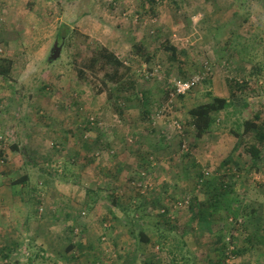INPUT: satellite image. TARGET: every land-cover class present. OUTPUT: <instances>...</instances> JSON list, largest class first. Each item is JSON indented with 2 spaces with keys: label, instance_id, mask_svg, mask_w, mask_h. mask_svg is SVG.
Listing matches in <instances>:
<instances>
[{
  "label": "rangeland",
  "instance_id": "rangeland-1",
  "mask_svg": "<svg viewBox=\"0 0 264 264\" xmlns=\"http://www.w3.org/2000/svg\"><path fill=\"white\" fill-rule=\"evenodd\" d=\"M61 23L65 42L49 62ZM99 47L118 64L100 58L80 75ZM1 55L12 69L0 76V138L8 129L9 140L0 143V264H227L228 251L231 264H264V145L252 163L241 150L253 133L233 132L250 109L264 118L261 3L0 0ZM116 70L118 82L107 74ZM198 73L205 78L192 91L170 96L174 79ZM234 80L244 89H231ZM215 95L231 106L195 140L184 113ZM22 173L30 181L16 188ZM224 174L225 200L200 207L211 200L206 183Z\"/></svg>",
  "mask_w": 264,
  "mask_h": 264
},
{
  "label": "trees",
  "instance_id": "trees-1",
  "mask_svg": "<svg viewBox=\"0 0 264 264\" xmlns=\"http://www.w3.org/2000/svg\"><path fill=\"white\" fill-rule=\"evenodd\" d=\"M244 2L248 1V0H243ZM253 1H258L259 3H261L264 7V0H253ZM246 15L245 18H247L250 15V9H246ZM63 27V23H61L59 25V29L57 30L55 39H57L58 41V37L60 38V41L58 44H61L63 42H65V35H60V29ZM69 32V27H67V31H66V35ZM68 37V35H67ZM62 44V46H63ZM164 48L165 50H167L169 52V56L168 58L170 60H176L177 57V49L174 45L169 44L168 42H164ZM100 58H103L105 61L111 62L115 65L118 64V60L114 57V54L110 51H107L105 48L103 47H99L97 48V50H92L91 51V56L88 59V63L86 64V66L81 67L78 71L79 74L82 75V73L90 71L92 73H94V68L98 62V60ZM150 58V55H147L146 59L148 60ZM107 64V63H106ZM172 67V66H171ZM12 69V60L8 59V57L5 56H0V76L2 77H7L10 74V71ZM108 77L111 78L113 81L118 82L121 75L117 74V70L116 71H112L111 74L107 73ZM105 74V75H107ZM192 77V76H191ZM190 77V78H191ZM188 78V79H190ZM105 76L103 78H100L101 83L106 87L109 88L107 81L105 80ZM186 79V80H188ZM181 80V79H180ZM228 85L230 86V88L232 89L234 88H239V90H243L244 87L246 86V82L245 81H236L234 80L233 82H229ZM196 87V86H195ZM194 87V88H195ZM121 88H123V86H121ZM193 88V89H194ZM193 89H190L187 93H189L190 91H192ZM109 90V89H108ZM172 88H170V92H171ZM169 92V94H170ZM186 93V94H187ZM233 94V93H231ZM185 94H179L177 96H184ZM229 106H231V100L226 98V97H221V96H212L211 99L209 101L206 102H202L199 104H196L194 106L189 107L186 112L184 113V116L186 118V125L189 128V130L192 131L193 134V138L195 140H205V138H208L209 135L213 132V127L216 125V121L217 119V114L221 111L224 110L226 108H228ZM118 109V108H117ZM119 113H121L120 111H118ZM249 116L245 117L242 122L240 123V125L237 126L236 129H234V135L236 137H241L243 135H246L248 133H253V136L255 137L256 142L254 143H249L247 146H245L244 148H242L241 152L245 155H247L249 157V160H251L252 163H255V161L259 160L260 156H261V149L262 146L264 145V118L261 117L259 112H254L253 109L249 110ZM176 128H181L178 131L182 134L183 132L185 133V129L182 130V127L180 124H178L176 126ZM11 129H9L10 132ZM8 129L5 130V135L2 136V138H0V143H2L4 141V143L8 142L9 140H7V133ZM8 139H10L8 137ZM12 141H15L14 143L10 144L9 147L12 148L13 151H15L16 155L12 158L13 159V163L16 166V168H21L24 163H25V158L23 157L22 154V150L19 148V143L18 141H16V139H10ZM4 145H0V147H2ZM1 150V148H0ZM231 156H227L223 161L222 164H226L229 161H231ZM115 171H118V168L115 167ZM115 175V173H114ZM142 175H144L143 173L138 174V180H141V182L138 184V186L144 187L145 186V182L143 180ZM200 177H202V175L200 174ZM227 178V175L224 174L220 179L218 184H213L210 185V183H206V186L208 188V192L210 195L211 200L209 201V203H200L198 205H200V207H212L213 205H220V202H222V200H225V196L226 194L230 191L231 186L230 183H227L225 181V179ZM137 180V179H136ZM30 181V177L28 175V173H22L20 176H17L16 179H13L12 181V185L15 186L16 188H24V186H26L27 183H29ZM197 216H202L203 213L200 211V208L197 207ZM208 215L210 217H207V220H203L202 224H206L207 226H209V219L210 218H214L216 215H213V211L211 210L210 213H208ZM249 220V218H248ZM137 237L138 240L140 242H149L150 239L149 237L144 233V229H140V231L137 233ZM184 243L182 242V245ZM225 245H230L229 241H226ZM69 248V246L67 247ZM232 252H236V251H232ZM183 261L185 262L186 260L183 259ZM186 263V262H185Z\"/></svg>",
  "mask_w": 264,
  "mask_h": 264
},
{
  "label": "built area",
  "instance_id": "built-area-1",
  "mask_svg": "<svg viewBox=\"0 0 264 264\" xmlns=\"http://www.w3.org/2000/svg\"><path fill=\"white\" fill-rule=\"evenodd\" d=\"M205 69L208 70L207 67H205ZM204 78H205L204 73H198L193 75L188 80L174 79L171 85L172 90L170 92V96L174 97L179 94H186L190 89H193L195 86L201 83V81ZM225 254H226V259H225L226 263L231 264L230 259L232 258V255H230L231 254L230 251H228V253L226 252Z\"/></svg>",
  "mask_w": 264,
  "mask_h": 264
},
{
  "label": "water",
  "instance_id": "water-1",
  "mask_svg": "<svg viewBox=\"0 0 264 264\" xmlns=\"http://www.w3.org/2000/svg\"><path fill=\"white\" fill-rule=\"evenodd\" d=\"M62 44L63 42L61 44H58L57 39H55L54 43L49 49L48 55L46 56L49 62L55 61L59 58V56L61 55Z\"/></svg>",
  "mask_w": 264,
  "mask_h": 264
},
{
  "label": "crops",
  "instance_id": "crops-1",
  "mask_svg": "<svg viewBox=\"0 0 264 264\" xmlns=\"http://www.w3.org/2000/svg\"><path fill=\"white\" fill-rule=\"evenodd\" d=\"M32 215H34V214H32ZM32 215H31V217H32ZM34 217L36 219V215H34ZM25 219H26V221L29 220L28 219V215L25 216ZM35 219L33 220V222L35 223V224H33V227H31V223H29L28 225H29V230L31 231V235H32L31 237H35L36 238V234H37V231L36 230H38V227H35V225H36V220ZM28 233H30V232L28 231ZM22 234H25V232H23ZM21 239L23 240V237L22 236H21ZM17 240H18V242H21V241H19L18 238H17ZM24 241H25V239H24ZM33 242H36V240H33Z\"/></svg>",
  "mask_w": 264,
  "mask_h": 264
}]
</instances>
